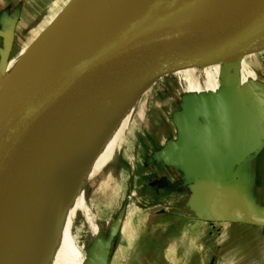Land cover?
I'll use <instances>...</instances> for the list:
<instances>
[{
  "label": "water",
  "instance_id": "1",
  "mask_svg": "<svg viewBox=\"0 0 264 264\" xmlns=\"http://www.w3.org/2000/svg\"><path fill=\"white\" fill-rule=\"evenodd\" d=\"M76 2L69 1L0 84V264H10L30 172L78 138L111 97L144 84L140 98L162 80L197 71L226 69L237 79L238 66L233 74L229 67L264 52V0L239 8L224 0H159L139 11L133 0H88L78 32L42 58ZM112 7L125 21L97 18ZM225 84L197 97L194 117L174 122L201 162L236 164L260 144L251 138L264 120V90ZM220 219L264 223V213Z\"/></svg>",
  "mask_w": 264,
  "mask_h": 264
},
{
  "label": "crops",
  "instance_id": "2",
  "mask_svg": "<svg viewBox=\"0 0 264 264\" xmlns=\"http://www.w3.org/2000/svg\"><path fill=\"white\" fill-rule=\"evenodd\" d=\"M14 6L20 14L31 8L27 0H0V25L8 26V29H0L4 60L10 50V28L18 23L19 14L12 18L11 14L7 16ZM262 54L264 52L229 67L234 70L238 66L237 79L228 76L224 69L221 81L205 80L203 73L223 70L211 69L184 75L187 79L184 85L175 77V84H182L185 94L197 95L214 92L205 88L211 81L218 82L217 89L222 82L232 85L237 80V85L251 82L255 88L264 90V73L253 69L251 64L255 61L258 66ZM244 62L251 65L252 72ZM257 73L260 78L255 77L258 81L255 83ZM182 106L188 112L192 108L189 103ZM174 128L171 142L166 141L151 158L144 157L145 166L149 165V178L139 182L138 189L131 195L133 206L119 213L117 223L109 228V234L119 237L124 233L125 237L123 242H114L105 264H112L116 255L115 264H264V226L220 219L236 213H264V120L251 138L258 141L259 146L236 164L194 159L181 141L176 126ZM109 183L111 181H105L101 187L105 190ZM104 190L97 197L99 200H104ZM103 212H97L101 221L109 219ZM125 219L129 220L127 226H123ZM104 245H101L102 251ZM97 250L96 246L93 257L96 261L92 264H101Z\"/></svg>",
  "mask_w": 264,
  "mask_h": 264
},
{
  "label": "rangeland",
  "instance_id": "3",
  "mask_svg": "<svg viewBox=\"0 0 264 264\" xmlns=\"http://www.w3.org/2000/svg\"><path fill=\"white\" fill-rule=\"evenodd\" d=\"M27 1L34 10L30 8L19 14L18 23L13 27V33L10 36V50L5 60L1 58L4 46L0 42V84L17 61L26 51L29 52L69 2V0ZM34 12H36L35 15H33ZM0 29L3 30L4 27L0 25ZM0 36H3L2 31H0ZM260 61L258 66L255 61H252V68L264 73V54ZM244 64L252 72L251 65L245 62ZM225 71L223 69L219 72H205L202 77L205 80L217 78L219 82L223 79L222 73L224 74ZM230 72L233 74V70ZM255 77L260 78V75L258 73L254 75V81L257 83ZM177 78L180 82L182 81L183 85L187 82L184 75ZM218 82L211 81V84L205 88L215 90ZM175 83V78L162 80L141 95L137 102L139 106L136 107L137 110L131 121L127 120L113 137L114 139L110 140L106 159L101 166L102 171H98L96 175L86 178L83 182V191L68 212L67 236L72 240L73 248L80 254L72 264H92L96 261L93 259L96 246L98 247L99 262L105 264L112 253L114 242H123L125 234L123 233L119 237L116 234H109V228L115 226L119 213L129 210L133 206L131 195L134 190L138 189L139 182L149 178V165L145 166L144 157L151 158L153 154L160 151L166 141H172L175 135L174 122L178 117L195 114V111H190V108L188 109L190 112H188L182 104H192L197 101L199 95L185 94L182 92L184 91L182 84L177 86ZM188 90L187 88L186 91ZM143 107L144 111H142ZM109 179H111V183L108 186L105 185L104 190L101 183H105ZM102 189L105 191L104 200H99L97 197L102 193ZM102 210L104 217L109 219L106 218L105 221L98 219L97 212ZM132 219L133 217L129 220ZM129 220L125 219L123 226H127ZM101 245H104V251L101 250ZM116 256L112 264L116 263Z\"/></svg>",
  "mask_w": 264,
  "mask_h": 264
},
{
  "label": "bare ground",
  "instance_id": "4",
  "mask_svg": "<svg viewBox=\"0 0 264 264\" xmlns=\"http://www.w3.org/2000/svg\"><path fill=\"white\" fill-rule=\"evenodd\" d=\"M87 1L77 0L62 27L45 48L42 58L53 52L68 33L78 32L79 20ZM156 1L159 0H133V9L139 11ZM224 1L239 8L248 0ZM97 18L105 23H118L126 19L118 7L98 13ZM247 84L251 82L237 86ZM143 85L126 87L120 96L111 97L78 138L71 139L59 153L52 155L44 167L30 172L16 243L8 255L10 264H72L79 257L67 236L68 212L82 193L86 178H91L102 169L110 140L114 139L127 120L131 121L139 106L137 102ZM207 92L212 91L201 94L207 95ZM101 186H104V182ZM261 225L264 226V223Z\"/></svg>",
  "mask_w": 264,
  "mask_h": 264
},
{
  "label": "trees",
  "instance_id": "5",
  "mask_svg": "<svg viewBox=\"0 0 264 264\" xmlns=\"http://www.w3.org/2000/svg\"><path fill=\"white\" fill-rule=\"evenodd\" d=\"M9 14H11V18H12V16H15L16 14H20V10L17 8H14V9L8 11L7 16H10ZM4 28L8 29V26L6 25V26H4Z\"/></svg>",
  "mask_w": 264,
  "mask_h": 264
}]
</instances>
